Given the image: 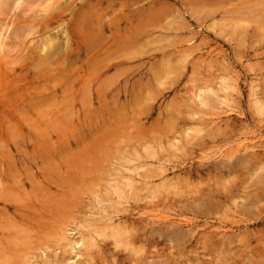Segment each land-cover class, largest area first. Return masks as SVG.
<instances>
[{
	"label": "rangeland",
	"instance_id": "rangeland-1",
	"mask_svg": "<svg viewBox=\"0 0 264 264\" xmlns=\"http://www.w3.org/2000/svg\"><path fill=\"white\" fill-rule=\"evenodd\" d=\"M44 7L0 0V264H264V0Z\"/></svg>",
	"mask_w": 264,
	"mask_h": 264
},
{
	"label": "bare ground",
	"instance_id": "bare-ground-1",
	"mask_svg": "<svg viewBox=\"0 0 264 264\" xmlns=\"http://www.w3.org/2000/svg\"><path fill=\"white\" fill-rule=\"evenodd\" d=\"M20 1H21V0H15L16 3L20 2ZM73 1H74V0H73ZM85 2H88V1H84L83 3H85ZM73 3H74V2H73ZM21 4H22V3H21ZM57 4H58V0H45V7L43 8V10H44L45 12H47V11H49L50 9H52V8H53L55 5H57ZM109 4H110V3H109ZM37 5H38V3H37ZM64 5H65V4H64ZM67 5H68V4H67ZM69 5H70V4H69ZM88 5H89V4H88ZM32 6H33V7L36 6V5H34V1L31 2V3H27L24 7H25V9H28V8H31ZM62 6H63V5H62ZM57 7H58V6H57ZM64 7H65V6H64ZM69 7H70V6H69ZM89 7H90V6H88V9L83 8L84 11H85V15H83V16L86 17L87 20L90 19V21H91V19H92V20L94 19L93 16L90 17V18H88V16L86 15V11L88 10L87 13H89V9H91V7H90V8H89ZM93 7H94V6H93ZM59 8H60V7H59ZM75 8H76V6H75ZM57 9H58V8H57ZM81 9H82V7H81ZM58 11H60V9H59ZM84 11H82V13H83ZM47 13H48V12H47ZM76 13H77V11H76ZM74 14H75V13H74ZM83 14H84V13H83ZM89 14H90L89 16H91V13H89ZM78 17H79V16H78ZM80 17H81V16H80ZM76 18H77V16L75 17V19H76ZM81 18H82V17H81ZM81 18H79V19L82 20ZM86 18H85V19H86ZM98 18H99V17H98ZM98 18H97V19H98ZM72 19H73V18H72ZM79 19H78V22H80ZM95 19H96V18H95ZM93 21H94V20H93ZM113 21H114V20H113ZM75 22H76V20H75ZM97 22H99L98 24H100V22H105V21H100V19H99ZM81 23H83V21H82ZM87 23H89V22L87 21ZM92 23H93V22H92ZM89 24H91V22H90ZM98 24H97V25H98ZM75 25H76V24H75ZM78 26L80 27L79 24H78ZM78 26H77V28H79ZM85 26H86V25H85ZM87 26H88V25H87ZM87 26H86V27H87ZM98 26L100 27V25H98ZM102 26L104 27V25H102ZM106 26H107V25H106ZM106 26H105V27H106ZM113 26H115V25H112V27H113ZM74 27H75V26H74ZM74 27H73V28H74ZM81 27L83 28L84 25H82ZM81 27H80V28H81ZM103 27H102V28H103ZM87 28H88V27H87ZM102 28L100 29V31L102 30ZM92 29H93V27H92ZM98 29H99V28H98ZM104 29L106 30V28H103V30H104ZM89 30H90V29H89ZM105 30H104V32H105ZM71 31H72V30H71ZM74 31H75V29H74ZM83 31H85V29H83ZM90 31H91V30H90ZM95 31H97V30L95 29ZM80 32H81V31H80ZM92 32H94V31H92ZM102 32H103V31H101V33H102ZM70 33H72V32H70ZM75 33H77V31H75ZM78 33H79V31H78ZM78 33H77V35H78ZM87 33H88V32H87ZM94 33H95V32H94ZM80 34H81V33H80ZM82 34H85V33H82ZM88 34H89V33H88ZM91 34H92V35H89V36H91V38H92L95 34H93V33H91ZM102 34H103V33H102ZM123 34H125V33L123 32ZM123 34H122V36H123ZM74 35H75V34H74ZM96 35H97V34H96ZM99 35H101V34L99 33ZM127 36H129V35L127 34ZM127 36H126V38L123 37V38H125L124 41H125L126 43H127V41H128V42H131L130 40H126V39H127ZM119 37H120V36H119ZM83 38H86V37L84 36ZM94 38H95V37H93L92 39H93V41H95V44H96L97 41H100L99 38H98V40H94ZM104 38H105V37H103V39H104ZM113 38H116V37L113 36ZM4 39H5V37L0 36V53H1V50L4 49V47H2V46H3V45H2V42H3ZM77 39H78V38H77ZM92 39H91V40H92ZM121 39H122V38H121ZM130 39H131V35H130ZM46 40H47V38H46ZM85 40L87 41L88 39L86 38V39H84V41H85ZM91 40H89V41L91 42ZM113 40H114V39H113ZM78 41H79V40H78ZM122 41H123V40H122ZM54 42H55V41H54ZM61 42H62V41H61ZM105 42H106V41H105ZM109 42H110V41H109ZM113 42H114V44H116V43L118 44V41H117V42H116V41H113ZM44 43H46V41H45ZM82 43H83V41H82ZM85 43L88 44V42H85ZM91 43H92V42H91ZM98 43H99V42H98ZM111 43H112V41H111ZM126 43H125L124 45H126V47H129L130 45L127 43V44H128V46H127ZM95 44H94V45H95ZM99 44H100V43H99ZM108 44H109V43H108ZM47 45H48V44H47ZM83 45H86V44H83ZM88 45H90V46H88ZM88 45L85 46L86 48H84V50L87 49V48H89V49L91 48L92 45H91L90 43H89ZM100 45H101V44H100ZM112 45H113V43L111 44V46H112ZM124 45H123V46H124ZM48 46H52V44H49ZM96 46H99V45H96ZM106 46L108 47L109 45H106ZM106 46H104V47H106ZM115 46H116V45H115ZM115 46H114V47H115ZM118 46H119V45H118ZM123 46H122V47H123ZM76 47H77V46H76ZM94 47H95V46H94ZM94 47L92 46L93 50H94ZM114 47H113V48H114ZM116 47H117V46H116ZM61 48H62V47H61ZM96 48H97V47H96ZM118 48H119V47H117L116 49H118ZM106 49H107V48H106ZM108 49H109V48H108ZM116 49L113 50V51H115V53L117 52ZM123 49H125V48H123ZM95 50H96V49H95ZM102 50H103V49L101 48L100 51H102ZM126 50H127V48H126ZM85 51H86V50H85ZM90 51H92V49L89 50V53H90ZM100 51H99V53H100ZM109 51H110V49H109ZM113 51H112V52L110 51V52L113 53ZM59 52H61V50H60ZM92 52H93V51H92ZM102 52H103V51H102ZM120 52H121V50H120ZM51 53L53 54V52H51ZM87 53H88V51H87ZM87 53L85 52V55H87ZM97 53H98V52H97ZM99 53H98V54H99ZM105 53H107V52H105ZM105 53H104V54H105ZM117 53H118V52H117ZM124 53H125V52H124ZM139 53H141V52H139ZM122 54H123V53H122ZM50 55H51V54H50ZM102 55H103V54H102ZM87 56H88V55H87ZM87 56H84V58H86ZM91 56H92V53H91ZM91 56H90V57H91ZM95 56H97V55H94V56H92V57L95 58ZM105 56H107V54H105ZM108 56H109V55H108ZM117 56H118V55H117ZM92 57H91V58H92ZM12 59H14V58H12ZM89 59H90V58H89ZM89 59H88V60H89ZM95 59H96V58H95ZM102 59H103V57H102ZM102 59L100 58V60H99V56H98V59H96L95 61L100 62ZM85 60H86V59H85ZM90 60H91V59H90ZM103 60H105V58H104ZM87 62H88V61H87ZM92 62L94 63L93 60H92ZM92 62H91V63H92ZM12 63L15 64V61L12 62ZM83 63H84V61H83ZM93 63H92V64H93ZM62 65H63V64H62ZM86 65H87V64H86ZM104 65H105V64H104ZM89 66H91V65L89 64ZM92 66H93V65H92ZM106 66H107V64H106ZM103 67H104V66H103ZM62 68H63V67H62ZM68 69H69V68H68ZM71 69H72V68H71ZM93 69H94V68H93ZM100 69H101V67H100ZM102 69H103V68H102ZM63 70H64V68H63ZM66 70H67V69L65 68L64 71H66ZM69 70H70V69H69ZM98 70H99V69H98ZM114 70H115V69H114ZM60 71H61V70H60ZM60 71H59V72H60ZM64 71H62V72H63V74H65V75H64L65 78H67L66 73H64ZM76 71H77V70H76ZM20 72H21V71H20ZM66 72H67V71H66ZM72 72H73V71H72ZM36 73H37V72H36ZM67 73H70V74H71L70 71H68ZM86 73H87V72H86ZM100 73H101V72H100ZM61 74H62V73L60 72L59 76H60ZM70 74H67V75H70ZM82 74H83V73H82ZM43 75H44V74H43ZM48 75H49V74H48ZM50 75H53V73L50 72ZM104 75H105V74H104ZM45 77H46V76H45ZM45 77L42 78V79H41V78H39V79H41V80L44 79V80H45ZM51 77H53V76H51ZM51 77H50V78H51ZM62 77H63V76H62ZM62 77H61V78H62ZM91 78H92V77H91ZM51 80H52V81H51V85H52L53 80H54V77H53V79L51 78ZM89 80H90V79H89ZM89 80H88V81H89ZM39 81H40V80H39ZM41 82L43 83V81H40V86L42 85ZM59 83H61V82H59ZM88 84H90V82H89ZM31 85L34 86V83L31 84ZM45 85H46V84H45ZM48 85H49V84H48ZM51 85H49V86H51ZM58 85H59V84H58ZM36 86H37V85H36ZM36 86H34V87H36ZM40 86H39V87H40ZM42 86H44V85H42ZM87 86H88V85H87ZM39 87L37 86L36 89H38ZM44 87H45V86H44ZM44 87H41V89H43ZM54 87H55V85L53 84V88H54ZM49 88H50V87H49ZM86 88H88V89H86V90H89V89H90L89 87H86ZM26 89H27V88H26ZM26 89H25V91H26ZM31 89H32V87H31ZM33 89H34V88H33ZM36 89H35V90H36ZM41 89H40V91H41ZM61 90H62V89H61ZM61 90H60V93L63 91V90H62V91H61ZM27 91L31 92L30 89L27 90ZM49 91H52V88H51V89H48L47 92H49ZM67 91H68V90H67ZM84 91H85V90H84ZM29 92H26V93H29ZM38 92H39V91L37 90L36 93H38ZM88 92L90 93V90H89ZM36 93H34V94H36ZM42 93H43V92H42ZM38 94H41V92H39ZM52 94H55V96H56V92H54V91H53V93L51 92L49 96L51 97ZM61 94H62V93H61ZM27 95H28V94H27ZM28 96H30V95H28ZM32 96H34V95L31 94V97H32ZM35 96H37V95H35ZM65 96H66V95H65ZM40 98L43 99V96L40 97ZM45 99L47 100V97H46ZM52 99H53V98H52ZM33 100H36V99H33ZM37 100L39 101L38 98H37ZM31 101H32V100H31ZM49 101H50V100H49ZM40 103H41V102H40ZM35 104H36V103H35ZM38 104H39V102H38ZM41 104H42V103H41ZM37 106H39V105H37ZM35 107H36V106H35ZM61 108H62V107H61ZM45 109H46V108H45ZM69 109H70V108H69ZM70 111L72 112L73 110L71 109ZM63 112H64V111H63ZM65 112H66V111H65ZM40 115H41V114H40ZM61 115H62V114H61ZM63 117H64V116H63ZM54 123H55V122H54ZM58 123H59V122L57 121V124H58ZM60 123H61V122H60ZM49 124H52V122L49 123ZM55 125H56V124H55ZM55 125H54V126H55ZM51 126H52V125H51Z\"/></svg>",
	"mask_w": 264,
	"mask_h": 264
}]
</instances>
